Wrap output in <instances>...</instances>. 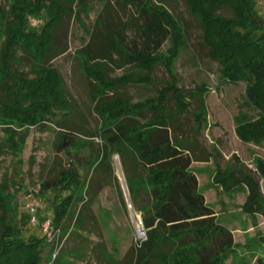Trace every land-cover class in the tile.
<instances>
[{
  "label": "trees",
  "instance_id": "1",
  "mask_svg": "<svg viewBox=\"0 0 264 264\" xmlns=\"http://www.w3.org/2000/svg\"><path fill=\"white\" fill-rule=\"evenodd\" d=\"M183 1L202 30L208 58L220 65L223 85L246 86L245 97L256 118L239 115L237 136L244 143H264V12L260 3ZM128 2L136 5L143 23L139 27L143 46L132 48L126 37L113 33L111 23L100 16L90 42L79 51L81 71L94 87V112L101 123L97 134L102 143L101 158L93 176L113 179L125 205L120 182L113 177L112 163L118 157L132 208L141 216L145 233L134 264H224L235 247L233 234L218 222L200 192L192 171L191 145L175 126L176 116L188 113L195 98V120L202 126L209 88L202 85L188 93L179 87L175 64L187 39L173 14L155 0ZM83 3L11 0L7 12L0 10L4 39L0 47V128L7 137L6 142L0 141V158L5 149L16 156L22 153L28 138L22 132L52 123L60 113L70 114L72 104L63 77L52 63L64 54L56 42L65 21L73 17L80 20ZM32 20L40 24L34 27ZM166 45L168 49L163 51ZM23 61L30 66L27 73L20 69ZM113 66L126 71L125 75L111 78ZM157 67L168 73L165 87L155 98L134 103L123 91L153 85ZM62 129L59 153L74 143L73 132ZM258 172L264 180V164H259ZM216 183L226 192L245 187L248 197L244 211L264 215L260 183L251 173L218 172ZM40 191L41 195H53L52 219L63 235L69 221L77 231L85 230L88 212L80 198L81 177L76 171L57 172ZM12 201L13 196L0 187V264H42L46 249H50L51 257L52 249L40 228L30 226L26 210L19 218ZM78 203L81 208L72 218ZM39 220L43 221L41 217ZM25 227L34 232L27 236Z\"/></svg>",
  "mask_w": 264,
  "mask_h": 264
},
{
  "label": "rangeland",
  "instance_id": "2",
  "mask_svg": "<svg viewBox=\"0 0 264 264\" xmlns=\"http://www.w3.org/2000/svg\"><path fill=\"white\" fill-rule=\"evenodd\" d=\"M128 1L83 0L80 20L73 17L65 21L56 42L64 54L52 66L63 77L72 110L69 115L58 114L52 123L22 132L27 133L28 138L21 154L16 156L8 149L1 154L0 187L13 196L12 203L19 218L24 215L26 204L33 200L42 203L41 219L53 216V195H41L40 190L43 183L56 178L57 172L72 170L81 177L80 198L86 202L88 212L85 214L86 231H77L70 221L65 224L69 226L64 229L66 243L55 264H134L140 243L145 240L141 231L142 219L132 208L118 157L113 159V177L120 182L125 205L113 179H106L100 174L93 176L94 166L101 158L102 143L97 135L101 123L94 112V87L81 71L79 53L90 42L100 16L111 23L113 33L125 36L132 48L143 46L144 37L139 31L143 23L139 21L136 5ZM155 1L162 3L185 30L187 44L175 64L179 87L188 93L202 85L209 88L202 126L199 127L195 120L194 114L198 109L196 98L191 102L188 113L176 116L175 126L191 145L192 171L198 179L200 192L207 205L214 210L218 222L233 234L235 247L224 264H264V215L244 211L248 197L245 187L226 192L216 183L218 172L248 171L260 183L264 199V180L258 172L259 164H264V143H244L236 134L239 115L249 120L256 118V111L245 97L246 86L223 85L220 65L208 58L202 30L183 0ZM255 1L259 4L261 0ZM10 4L11 0H0V10L7 12ZM2 35L1 29L0 47L4 41ZM166 49L168 45L163 51ZM20 69L27 73L30 66L23 61ZM125 73L113 66L109 75L121 78ZM153 79V85L133 86L123 92L134 103L155 98L165 87L169 76L163 67H157ZM62 128L73 132L74 143L68 150L59 153L57 145ZM0 141H7L1 128ZM81 205H75L72 218ZM25 229L27 236L34 232L30 231L31 228ZM43 259L42 264L51 261L49 248Z\"/></svg>",
  "mask_w": 264,
  "mask_h": 264
},
{
  "label": "built area",
  "instance_id": "3",
  "mask_svg": "<svg viewBox=\"0 0 264 264\" xmlns=\"http://www.w3.org/2000/svg\"><path fill=\"white\" fill-rule=\"evenodd\" d=\"M260 5L264 12V0L260 1ZM39 24V21H31V25L34 27H37ZM25 210L30 219V226L33 228H40L47 245L52 249V259L49 264H55L66 243V238L63 235V232L54 225L51 216H45L43 221L40 222L39 217L43 211L41 201L33 200L32 202L27 203Z\"/></svg>",
  "mask_w": 264,
  "mask_h": 264
},
{
  "label": "water",
  "instance_id": "4",
  "mask_svg": "<svg viewBox=\"0 0 264 264\" xmlns=\"http://www.w3.org/2000/svg\"><path fill=\"white\" fill-rule=\"evenodd\" d=\"M141 231H142V233H143V235H142V236H145V233H144V230H143V228L141 229Z\"/></svg>",
  "mask_w": 264,
  "mask_h": 264
}]
</instances>
